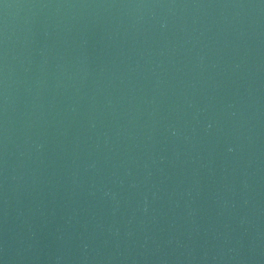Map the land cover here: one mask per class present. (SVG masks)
<instances>
[{
  "label": "water",
  "instance_id": "95a60500",
  "mask_svg": "<svg viewBox=\"0 0 264 264\" xmlns=\"http://www.w3.org/2000/svg\"><path fill=\"white\" fill-rule=\"evenodd\" d=\"M0 127L264 165V0H0Z\"/></svg>",
  "mask_w": 264,
  "mask_h": 264
}]
</instances>
